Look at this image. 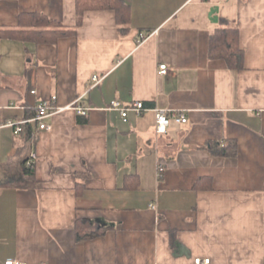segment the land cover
I'll use <instances>...</instances> for the list:
<instances>
[{
    "label": "crops",
    "instance_id": "1",
    "mask_svg": "<svg viewBox=\"0 0 264 264\" xmlns=\"http://www.w3.org/2000/svg\"><path fill=\"white\" fill-rule=\"evenodd\" d=\"M124 1L126 27L112 9L79 25L76 0H0V29L32 14L75 29L0 40V123L52 95L88 109L30 123V140L0 129V264H264V0ZM226 20L241 68L210 55ZM114 100L145 109L125 121ZM157 108L188 121L158 134Z\"/></svg>",
    "mask_w": 264,
    "mask_h": 264
},
{
    "label": "trees",
    "instance_id": "2",
    "mask_svg": "<svg viewBox=\"0 0 264 264\" xmlns=\"http://www.w3.org/2000/svg\"><path fill=\"white\" fill-rule=\"evenodd\" d=\"M78 12V24L82 22V16L88 9H112L116 11L119 26L126 27L130 21V5L124 0H76ZM30 19L34 22L36 28L32 29H0V40L4 37L34 39L37 42H56L59 37L65 34L75 33V29H68L61 23L56 22L45 16L32 14ZM210 55L212 58H222L226 60L230 68H241L243 66V50L239 47L238 28L233 26L229 20H226L223 26L217 28L213 35ZM24 124L21 134H25L26 140L32 136V126ZM29 157L23 162V173L33 175L35 163L28 164ZM86 226L79 220V225ZM89 226V225H88ZM80 230V229H79ZM82 230V229H81Z\"/></svg>",
    "mask_w": 264,
    "mask_h": 264
},
{
    "label": "built area",
    "instance_id": "3",
    "mask_svg": "<svg viewBox=\"0 0 264 264\" xmlns=\"http://www.w3.org/2000/svg\"><path fill=\"white\" fill-rule=\"evenodd\" d=\"M145 39V35L141 34L139 38V42ZM168 71V66L167 64H161L159 67V73L161 74H166ZM94 80L99 81L98 77H94ZM32 94L36 93V90L31 91ZM78 102V101H77ZM76 102V103H77ZM75 103V104H76ZM75 106L74 103L66 106H62L58 104V97L57 95H52L48 98L43 99L40 103H38L35 107L30 108L33 109L35 112V115L31 117L30 119H25L22 121H6L0 123V129L2 127L6 126H11L16 129L17 133H20L22 131V125L28 124V123H33L36 122L38 123L39 129L41 130H50L51 125H49L46 122V119L48 117L53 116L56 113L65 111L71 107ZM111 108L118 110L121 112V115L123 119L126 121L128 120V115L130 111H135L137 113H141L144 109V103L142 101H136L134 102L131 106H123L120 101L114 100L111 102ZM80 114H86L87 110L86 108L82 106H75L74 107ZM156 110V131L158 134H165L167 133L168 127L170 126L172 120L176 121L178 123H186L188 121L186 115L181 112H172V115H169V111L167 109H155ZM38 155L35 151L31 152L29 159H28V164L32 165L35 163L37 160ZM155 207L154 205H152ZM211 259L210 258H196L195 259V264H210ZM5 264H27L24 261L18 260V259H8L6 260Z\"/></svg>",
    "mask_w": 264,
    "mask_h": 264
},
{
    "label": "water",
    "instance_id": "4",
    "mask_svg": "<svg viewBox=\"0 0 264 264\" xmlns=\"http://www.w3.org/2000/svg\"><path fill=\"white\" fill-rule=\"evenodd\" d=\"M217 10H218V7H217V6L211 9V13H210V17H211V18H212V17H213V18H214V17L216 18V16H217V15H216V14H217ZM215 20L218 21V19H215Z\"/></svg>",
    "mask_w": 264,
    "mask_h": 264
}]
</instances>
